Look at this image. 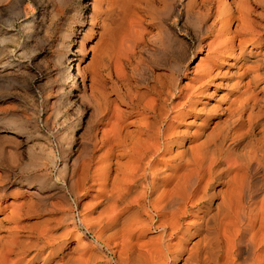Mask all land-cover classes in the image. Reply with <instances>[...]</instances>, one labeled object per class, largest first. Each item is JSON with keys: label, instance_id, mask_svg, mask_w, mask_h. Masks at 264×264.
Segmentation results:
<instances>
[{"label": "bare ground", "instance_id": "6f19581e", "mask_svg": "<svg viewBox=\"0 0 264 264\" xmlns=\"http://www.w3.org/2000/svg\"><path fill=\"white\" fill-rule=\"evenodd\" d=\"M260 5L264 9V0H100L97 13L103 27L113 31L139 15L154 35L150 43L161 48L171 32L165 20L175 11V25L182 17L199 33L196 51L206 48L205 59L220 60L219 67L232 57L234 73L241 77L242 50L262 43L264 18L256 14ZM139 30L141 40L144 28ZM138 37L121 40L133 48L140 45ZM66 50L64 43L58 57ZM112 59V50L102 52L97 70L101 84L97 92L91 90L97 133L75 175L98 191V215L81 217L86 229L96 230V242L106 241L114 264H264V195L257 209L244 205L264 191V97L251 90L247 97L231 100L228 108L194 112L191 99L174 102L183 98L182 89L171 94L176 65L169 75L157 74L152 83L140 86L115 75ZM71 67L63 79L67 94L76 84ZM257 68L244 67L251 76L247 86L255 84ZM189 112L197 120L178 129ZM7 178L0 175V190ZM24 213L29 214L28 205L19 206L0 232V264H111L85 247L75 228L60 234L50 225L27 230L20 225ZM72 234L76 244L68 247Z\"/></svg>", "mask_w": 264, "mask_h": 264}, {"label": "rangeland", "instance_id": "374dc122", "mask_svg": "<svg viewBox=\"0 0 264 264\" xmlns=\"http://www.w3.org/2000/svg\"><path fill=\"white\" fill-rule=\"evenodd\" d=\"M99 1L0 0V175L3 172L8 175L4 189L0 190V232L10 225L9 216L14 215L19 206L28 205L29 214L24 213L20 219L22 227L32 230L50 225L58 234L68 227L75 228L77 233L74 234L81 235L83 244H87L85 247L93 248L103 260L114 264L106 241L96 242V230L93 233L90 228L86 229L81 219L98 215L94 205L98 191L90 182L83 184L76 177L82 158L92 150L90 142L97 133L91 90L97 92L101 84L97 70L102 52L112 50L111 69L118 73L115 75L131 78L140 86L152 83L157 74L169 75L171 65H176L177 70H173L176 90H171V94L177 95L178 89H182L183 98L174 100L175 104L191 99L195 103L194 112L202 107L213 111L228 108L231 100L247 97L251 90L252 95L264 97V35L259 48L246 45L240 55L238 65H258L255 84L247 86L245 83L251 80L247 72L254 73V68L244 72L243 67L240 75H244L240 77L234 73L236 67L232 64L236 62L232 57L221 67L220 60L205 59L206 48L200 52L195 48L199 33L192 25L185 24L182 17L175 25L171 20L176 16L175 11L165 20L171 32L158 48L150 43L154 35L139 15L124 21L114 31L105 29L97 13ZM256 14L264 18L261 5L256 8ZM139 29L143 33L141 40L137 35ZM256 31L262 34L257 28ZM130 37L139 38L140 45L133 47L134 50L130 44L122 42L123 38ZM64 43L67 50L65 56L59 58ZM258 59L261 61L254 63ZM70 66L74 69L76 84L67 94L63 79ZM201 82L206 85L204 89ZM190 114H184V123H180L178 129L184 128L185 121L197 120ZM130 120L128 118L127 123ZM263 195L264 191L259 190L253 200L247 199L244 205L257 209L255 207L260 206L257 201ZM92 222L96 226V222ZM67 242L68 247H73L75 236L69 235Z\"/></svg>", "mask_w": 264, "mask_h": 264}]
</instances>
